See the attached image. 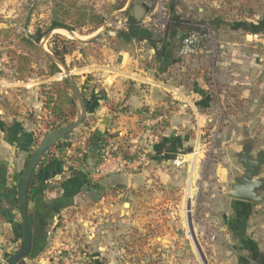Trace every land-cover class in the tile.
I'll list each match as a JSON object with an SVG mask.
<instances>
[{
	"label": "rangeland",
	"instance_id": "374dc122",
	"mask_svg": "<svg viewBox=\"0 0 264 264\" xmlns=\"http://www.w3.org/2000/svg\"><path fill=\"white\" fill-rule=\"evenodd\" d=\"M73 1L94 5L106 16L107 29L102 31L103 26L97 31H92L90 27L79 29L71 26L74 30L58 27L44 34L42 31L51 26L54 20L60 19L56 0H0V29L11 30L9 37L0 34V120L11 121L12 118L22 116L29 119L34 117L38 121L35 132L39 140L46 134V126L43 123L45 115L39 113L38 115L42 117L37 119L34 105L29 102H36L37 96L42 100L41 85L51 82L52 78L62 79V74L52 78L39 75V72L45 69V61L34 49H27L17 38V34L37 41V45L44 53L51 52L50 42L55 34L83 43L82 48L88 41L96 40V44L84 47L88 53L85 59L80 52L67 57L69 64L75 56L79 61L85 60L88 64L93 60L99 62L105 57V47L110 48L109 34H113L116 28H125L123 24L127 20L121 10L108 12L117 0ZM120 1H126V6L132 3L131 12L137 14V18L141 21L140 27L133 29V35L152 39L142 40V48L145 52L152 43L158 48L165 41L170 42L175 39L176 52L173 55L179 66L175 69L173 73L175 78H173L182 86H189V90L195 88L194 83L197 82H200V85L202 83L208 85L213 102L206 109L212 114L213 124L208 122L201 129L179 126L193 139L192 144L186 146L185 150L190 154L189 158L192 161L188 159L174 168L175 170L170 169L169 180L160 182L157 179L156 189L153 188L154 184L148 182L139 189L137 196L130 195L120 199L121 205L124 200L135 201L134 210L132 213L129 212L131 216L128 220L118 222V225L116 222L112 224L114 228L110 230L109 238L105 237L93 243L84 238L85 234L77 233L73 244L60 248L64 250L65 255L72 252L80 254L83 263L93 261V256L97 252L95 250L103 243H109L113 253L110 257L99 255L97 258L102 264L109 262L111 264H254L248 251L230 232L223 215L230 213L232 200L230 192L237 178L244 172L239 156L244 146L252 149L254 157L264 154V125L260 121V105L247 111V108H251L249 107L251 102H244L246 100L242 89L244 85L238 82L230 90L227 86H220L215 72L222 62L226 64L222 69L224 72L228 73L231 68H235L237 72L235 74H238L239 78L245 76V65L242 61L225 59V57L242 56V53L238 48L234 49L221 40H235L242 36L232 30L233 23L239 24L244 21L249 23L256 20L260 23L264 15V0ZM172 2L176 4L177 13H173L170 9ZM250 11L258 17L253 15L249 17ZM120 21L123 24H120ZM68 31H73L77 38L84 41L72 38ZM188 32L200 39L203 51L200 54L180 56L178 50L181 44L180 37ZM91 37L94 38L90 39ZM22 53L31 56L33 67L31 77L25 81L17 80L14 75L18 61L17 54ZM66 66L70 71L75 70ZM62 73L64 75V68ZM45 79L49 80L45 82ZM76 81L82 84L81 75H78ZM240 81L243 83L242 79ZM37 89L39 95H35ZM31 91H35L33 95ZM30 96L33 98L29 99ZM167 109L169 110L168 107ZM164 111L168 120L173 110L166 111L164 107ZM189 111L191 109L183 114H188ZM150 113L152 112H145L146 119L152 118ZM192 121L196 124L194 117ZM145 128L149 129L147 126ZM150 128L154 129V127ZM145 145L147 147V144ZM261 177L264 178V164L258 174V178ZM261 192L264 196V191ZM108 193L113 195L109 191ZM128 209L124 207L122 210ZM258 210L255 220L264 215V204ZM76 211L79 210L74 209V213ZM122 212L120 209L117 214L121 215ZM89 219L91 220L92 217ZM259 223H255L252 230L257 229ZM96 224L99 226V223ZM260 241L264 249V239ZM21 243L22 236L16 240L10 229L8 227L5 229L1 225L0 264H4L7 258L20 248ZM29 260L31 259L27 257L23 264H29ZM47 261L48 264H61L54 258L53 253L48 255Z\"/></svg>",
	"mask_w": 264,
	"mask_h": 264
},
{
	"label": "crops",
	"instance_id": "0c3cea01",
	"mask_svg": "<svg viewBox=\"0 0 264 264\" xmlns=\"http://www.w3.org/2000/svg\"><path fill=\"white\" fill-rule=\"evenodd\" d=\"M133 15L137 17V14ZM253 16L258 17L257 14ZM256 21L230 25L232 30L242 36L235 40H221L242 53V56L225 59L242 61L245 76L239 78L235 74V68L228 69V73L224 72L222 69L226 64L223 65L222 62L215 75L219 78L218 84L227 86L229 90L238 82L244 85V102H251V108H247V111L260 105V121L264 125V15L260 23ZM132 41L134 45L129 50L115 52L105 47V57L102 60L90 61L81 68L75 66V70L71 71L73 75H81L83 79L81 85L75 81L85 96L87 114L83 124L51 147L47 157L54 159L37 169L39 193L28 205L33 232L29 264H48V255L61 246L73 244L77 233L85 234L84 238L93 243L109 238L110 230L114 228L112 224L116 222L118 225V222L128 220L131 216L129 212L134 210L135 201L124 200L121 205L120 199L130 195L137 196L139 189L148 182L154 184L153 188L156 189L157 179L160 182L169 180L171 175L168 171L178 167V159L181 163L190 159V154L185 150L193 139L179 126L201 129L208 122L213 124L212 114L206 109L213 102L211 90L207 84L200 85V82L194 83L195 88L189 90V86L184 87L174 80L173 73L178 69L179 63L170 51V43L165 41L157 49L150 45L145 52L142 41H138L136 37ZM47 80L49 79L44 81ZM34 92L31 91V95ZM35 95H39L38 89ZM39 97L37 96L36 102L29 104L34 105L37 119L42 117L39 113L47 118L48 113L43 110V102ZM32 98L30 96L29 99ZM164 107L166 111L167 107L170 112L173 110L170 118L148 131L145 128V112L163 111ZM189 109L191 111L188 114H183ZM193 117L196 124L192 121ZM37 122L22 116L12 118L11 121L2 120L5 126L0 125V226L3 225L5 229L8 227L16 240L22 236L17 191L26 158L36 147L32 146V139L38 136L35 132ZM105 131L110 133L111 139L117 144L128 147L136 142L147 144L148 164L144 167L132 166L123 173L95 178L93 170L101 158L99 140ZM43 137L44 135L41 138ZM77 149L88 154L87 161L77 163L73 171H68L69 161L63 165L58 158L67 160L65 156L74 155ZM46 184L55 188L46 189ZM85 185L94 187L95 190L85 191ZM108 191L114 192L113 195ZM260 194L264 198L262 192ZM231 199L230 213L223 215L230 232L245 247L254 264H264L263 243L260 241L264 239V215L255 220L264 201L250 203ZM126 202L130 204L131 210H122ZM74 209L79 211L74 213ZM120 209L123 211L121 215L117 214ZM257 221L260 222L258 228L252 230ZM133 222H136L135 218ZM109 245H100L95 250L97 252L93 261L84 264H102L97 257H110L113 251Z\"/></svg>",
	"mask_w": 264,
	"mask_h": 264
},
{
	"label": "trees",
	"instance_id": "16d2710c",
	"mask_svg": "<svg viewBox=\"0 0 264 264\" xmlns=\"http://www.w3.org/2000/svg\"><path fill=\"white\" fill-rule=\"evenodd\" d=\"M58 10V15H59V20H54L52 25L49 26L45 31H42L44 34H47L54 28H66L69 30H74V28H71V26H74L75 28L82 29L84 27H90L92 31H97L100 29L104 23L106 22L107 18L105 15L100 13L94 5L92 4H80L78 2H75L73 0H56L55 2ZM174 2L171 3V11L174 13L175 12V6ZM126 6V1L121 2L120 0H117L111 5V10L108 12L113 13L114 11L122 10ZM132 3L128 6V8L122 12L123 16L127 19L126 20V26L125 28L120 27L116 28L115 32L113 34H109L108 36V43L109 47L115 51L119 52L121 50H129L133 47L134 42L132 41L133 38H137L138 41L142 40H152L151 37H144L140 38L138 35H133V29L139 28L141 25V21L135 17L131 10H132ZM229 14V13H228ZM253 14L249 13V17L252 16ZM241 17H243L241 15ZM240 17V18H241ZM242 19V18H241ZM247 22H242L239 24H244ZM234 24V23H233ZM232 25V24H231ZM190 32L186 33L185 35L181 36V44L185 36H187ZM0 34L4 35L6 37L11 36V30L10 29H0ZM172 39L174 38V35H171ZM17 38L21 40L22 44L28 48L34 49L36 52H38L42 59L45 61V69L41 70L39 72V75L41 76H46L47 78H52L58 74H62V79L57 80L53 79L49 83H44L41 85L40 92L42 95V102H43V110L48 113V117L43 120V123L46 126V133L61 128L71 121L76 119L78 109H77V104H76V99L74 96L73 92V87L70 83V81L67 79L66 76L63 75L62 73V68L45 52L42 51V49L37 45V41L33 40L30 37L17 34ZM170 38V39H171ZM174 40H170V51L172 54H175L176 52V46L174 44ZM96 40L88 41L85 43L86 45L81 47V45H84L81 42H78L76 40H72L69 38H66L65 36L61 34H55L52 36V40L50 42V53L58 58L62 63L65 65H68L69 68L73 67H83L86 65V61H79L76 56L74 60L70 62V64L67 62V57L75 55L76 53L80 52L81 56L83 59H85L88 55L86 49L84 47L90 45V44H96ZM155 42V41H153ZM155 43H152L154 45ZM155 48L157 49V46L154 45ZM81 47V48H79ZM179 47V49H180ZM178 49V50H179ZM18 56V61L17 65L15 66V78L17 80H28L32 73H33V67L31 65L32 63V58L28 54H17ZM74 79L77 80L78 76L73 75ZM168 111V110H167ZM163 111L158 112L154 111L150 113V115L154 118L159 114H162ZM31 121L36 122L34 117L30 118ZM15 121V120H14ZM13 121V122H14ZM0 123H2V120H0ZM83 124V122H82ZM0 125L5 126V123H2ZM155 127H158L156 125ZM70 133H68L66 136L67 137ZM111 139V135L108 131H105L100 140H99V156L102 155L104 148L108 144L109 140ZM40 143V140L37 137H34L32 139V146L37 147L38 144ZM119 148L121 150H124L125 156L129 160H133L136 157V154H131L129 151V147L124 144H118ZM53 147V146H52ZM36 149V148H35ZM34 149V150H35ZM51 147L44 153L43 158L39 162L33 177L31 179L30 187H29V193H28V205L29 202L34 199L38 193H39V187H38V178H37V169H40L44 166V164L48 161H51L54 159L53 158H48L47 154ZM34 150L30 151V154L26 160L25 166L27 162L29 161L32 153ZM65 158H58L61 162V164H66L67 161H69V167L68 171H73L74 166L77 163H85L88 158V154L86 152H82L80 149L76 150V153L73 155L65 156ZM23 173V172H22ZM46 189H53L55 186L46 184ZM114 193V192H113ZM18 195V191H17ZM18 200V197H17ZM252 203V202H250ZM17 208H18V203H17ZM19 211V208H18ZM30 223L32 226V217L30 216ZM22 228V224H21ZM32 254V250L30 255ZM84 264V263H83Z\"/></svg>",
	"mask_w": 264,
	"mask_h": 264
},
{
	"label": "water",
	"instance_id": "95a60500",
	"mask_svg": "<svg viewBox=\"0 0 264 264\" xmlns=\"http://www.w3.org/2000/svg\"><path fill=\"white\" fill-rule=\"evenodd\" d=\"M127 8L128 6L123 8L121 12L125 11ZM107 27L108 23L105 22L102 31L106 30ZM68 32L72 35V38H75L79 41H84L80 38H77L73 31ZM94 37H91L90 39ZM46 53L61 68H64V75L67 77L73 87L74 96L78 104V113L75 120L71 121L61 128L52 130L44 135L23 170L18 188V208L22 221V243L20 248L14 254L9 256L4 264H23L24 260L30 256L33 246V232L29 217L28 193L33 174L39 162L43 158L44 153L50 147L54 146L61 138L77 128L83 122L87 114L85 96L77 85L70 69H68L64 63L53 56L50 52L46 51ZM251 150L252 149L250 147L247 148V146L245 145L240 154V162L244 166V172L240 177L237 178L236 183L233 185L230 192V196L232 198L243 201L261 203L264 201V198L260 194L261 191L264 190V179L258 178V174L260 172L261 166L264 164V156L259 155L253 157L251 154ZM88 189L95 190L94 187H90L89 185H85L83 188V190L85 191ZM125 207L128 209L130 207V204L126 202Z\"/></svg>",
	"mask_w": 264,
	"mask_h": 264
},
{
	"label": "built area",
	"instance_id": "2783aa9c",
	"mask_svg": "<svg viewBox=\"0 0 264 264\" xmlns=\"http://www.w3.org/2000/svg\"><path fill=\"white\" fill-rule=\"evenodd\" d=\"M123 24L122 21L119 22ZM126 26V20L123 24ZM203 51V44L200 43V39L197 38L195 34L189 33L184 37L182 45L179 49V55H189V54H200ZM167 119V113L165 111L156 117L146 120L145 126L154 127ZM129 151L131 154H136L133 160H129L125 156L124 150L119 148V145L115 143L112 139L109 140L108 144L103 150L100 161L93 170V176L95 178H104L112 174H118L126 172L132 166L144 167L149 161V147L147 145H142L136 142L129 146ZM177 165L181 163V160H177ZM67 250V248H65ZM54 258L61 264H83V259L80 254L65 255L64 250L60 247L55 249L53 252Z\"/></svg>",
	"mask_w": 264,
	"mask_h": 264
},
{
	"label": "flooded vegetation",
	"instance_id": "af4514ba",
	"mask_svg": "<svg viewBox=\"0 0 264 264\" xmlns=\"http://www.w3.org/2000/svg\"><path fill=\"white\" fill-rule=\"evenodd\" d=\"M264 154L260 155V156H263Z\"/></svg>",
	"mask_w": 264,
	"mask_h": 264
}]
</instances>
